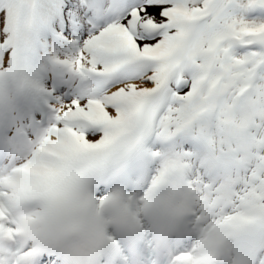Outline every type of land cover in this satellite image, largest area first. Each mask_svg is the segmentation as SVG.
Masks as SVG:
<instances>
[{
  "label": "snow or ice",
  "instance_id": "1",
  "mask_svg": "<svg viewBox=\"0 0 264 264\" xmlns=\"http://www.w3.org/2000/svg\"><path fill=\"white\" fill-rule=\"evenodd\" d=\"M0 264H264V0H0Z\"/></svg>",
  "mask_w": 264,
  "mask_h": 264
}]
</instances>
